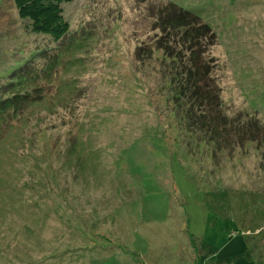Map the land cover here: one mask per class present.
<instances>
[{
  "label": "rangeland",
  "instance_id": "1",
  "mask_svg": "<svg viewBox=\"0 0 264 264\" xmlns=\"http://www.w3.org/2000/svg\"><path fill=\"white\" fill-rule=\"evenodd\" d=\"M169 3L216 33L201 77ZM63 5L54 40L0 0V85L44 49L0 122V264H264V0Z\"/></svg>",
  "mask_w": 264,
  "mask_h": 264
},
{
  "label": "trees",
  "instance_id": "2",
  "mask_svg": "<svg viewBox=\"0 0 264 264\" xmlns=\"http://www.w3.org/2000/svg\"><path fill=\"white\" fill-rule=\"evenodd\" d=\"M17 9L18 17L21 19H27V26L35 34H44L50 36L54 40H61L70 31L71 25L68 17L64 11L63 2L72 0H13ZM169 3L162 7L159 16L155 18L153 25L155 28L161 30V32L169 34L173 29L175 31L180 30L183 33L184 45L190 48L189 51H193V55L188 57L195 63V69L191 72L189 68L188 73L201 77L204 71L201 70V64L197 62L199 56L195 55V42H198L202 38H208L210 44L214 42L216 33L212 30L208 22H203L201 16L192 10L185 9L176 3ZM178 6L179 9L176 8ZM164 9V10H163ZM165 11V12H164ZM200 22L199 27L197 23ZM202 25V26H200ZM163 37V36H162ZM198 40V41H197ZM160 40V45L162 46ZM37 50V51H36ZM42 47H35L32 50V54L26 57V63L21 67L22 73L19 75V79L16 81H7L0 85V122L3 121L8 115L14 116L22 112L31 103H37L42 94H40V87L38 86L37 79L31 77V72H28L26 65L32 63V57L40 54ZM197 56V57H196ZM35 59V57H34ZM184 62V60H181ZM182 70L183 64H180ZM209 67V66H208ZM181 70H178L179 72ZM210 70V68H209ZM209 72V71H208ZM16 70L11 74H18ZM201 96L203 100L208 94L206 89ZM2 134H0L1 137Z\"/></svg>",
  "mask_w": 264,
  "mask_h": 264
}]
</instances>
